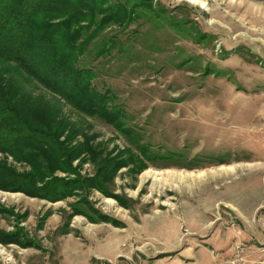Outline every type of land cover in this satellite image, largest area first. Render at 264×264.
<instances>
[{
    "label": "rangeland",
    "instance_id": "1",
    "mask_svg": "<svg viewBox=\"0 0 264 264\" xmlns=\"http://www.w3.org/2000/svg\"><path fill=\"white\" fill-rule=\"evenodd\" d=\"M150 2L158 13L138 8L95 39L96 48L116 40L107 53L91 46L84 56L97 89L112 92L140 133L141 154L113 125L62 108L113 154L143 159V170L119 168L109 186L127 206L92 189L91 206L110 221L67 220L75 196L0 189V209L27 212L0 214V230L18 237L0 241V264H264V0ZM78 169L94 174L89 160Z\"/></svg>",
    "mask_w": 264,
    "mask_h": 264
},
{
    "label": "trees",
    "instance_id": "2",
    "mask_svg": "<svg viewBox=\"0 0 264 264\" xmlns=\"http://www.w3.org/2000/svg\"><path fill=\"white\" fill-rule=\"evenodd\" d=\"M150 1L0 0L1 190L51 202L75 196L68 203L72 211L67 220L84 214L94 223L110 221L94 210L88 193L98 189L105 196L120 198L109 190L118 169L131 164L127 172L135 174L146 165L129 149L113 154L116 147L108 150L95 142L94 134L62 108L69 105L82 115L113 125L129 136L141 154L140 133L126 125V113L116 105L112 92L97 89L94 70L84 56L91 53V46L97 56L107 53V42L116 44V40L108 36L96 48L95 39L108 26L130 23L139 16L138 8L156 11ZM8 157L15 163L8 162ZM77 159L80 163L73 165ZM86 160L94 166L91 176L78 171ZM57 172L73 178L58 177ZM118 202L127 206L121 198ZM5 213L18 221L27 215L1 208L0 214ZM16 235L0 230V241L18 240Z\"/></svg>",
    "mask_w": 264,
    "mask_h": 264
},
{
    "label": "crops",
    "instance_id": "3",
    "mask_svg": "<svg viewBox=\"0 0 264 264\" xmlns=\"http://www.w3.org/2000/svg\"><path fill=\"white\" fill-rule=\"evenodd\" d=\"M248 235V234H247ZM252 238V237H251ZM256 240V239H255ZM256 241H258V240H256Z\"/></svg>",
    "mask_w": 264,
    "mask_h": 264
},
{
    "label": "bare ground",
    "instance_id": "4",
    "mask_svg": "<svg viewBox=\"0 0 264 264\" xmlns=\"http://www.w3.org/2000/svg\"><path fill=\"white\" fill-rule=\"evenodd\" d=\"M188 1H191V0H188Z\"/></svg>",
    "mask_w": 264,
    "mask_h": 264
},
{
    "label": "built area",
    "instance_id": "5",
    "mask_svg": "<svg viewBox=\"0 0 264 264\" xmlns=\"http://www.w3.org/2000/svg\"><path fill=\"white\" fill-rule=\"evenodd\" d=\"M227 264V263H226Z\"/></svg>",
    "mask_w": 264,
    "mask_h": 264
}]
</instances>
